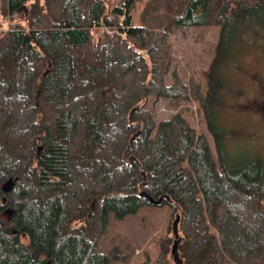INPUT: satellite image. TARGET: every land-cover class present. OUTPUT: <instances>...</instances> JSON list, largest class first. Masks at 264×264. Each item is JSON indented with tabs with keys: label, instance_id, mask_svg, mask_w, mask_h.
<instances>
[{
	"label": "trees",
	"instance_id": "obj_1",
	"mask_svg": "<svg viewBox=\"0 0 264 264\" xmlns=\"http://www.w3.org/2000/svg\"><path fill=\"white\" fill-rule=\"evenodd\" d=\"M138 5L0 0V264L116 262L102 239L110 219L150 204L142 193L169 198L184 264H264V168L230 169L213 90L167 80L174 28L219 26L218 52L228 50L264 25V0H150L141 13ZM20 12L25 24L13 21ZM191 100L212 136L181 112L158 122L157 103ZM171 240L155 264H170Z\"/></svg>",
	"mask_w": 264,
	"mask_h": 264
},
{
	"label": "rangeland",
	"instance_id": "obj_2",
	"mask_svg": "<svg viewBox=\"0 0 264 264\" xmlns=\"http://www.w3.org/2000/svg\"><path fill=\"white\" fill-rule=\"evenodd\" d=\"M149 1L139 0L140 13ZM22 13L15 15L13 21L25 24ZM139 16L137 14V24ZM221 30L219 26L174 28L170 41L172 64L167 80L173 82L175 74L189 85L192 81L196 86L201 84L205 96L208 89L213 90L210 101L213 125L221 135L219 141L230 169H240L254 162H260L264 168V25L239 33L229 49L219 53ZM218 55L212 82H209L206 74ZM155 112L158 122L181 112L198 132L212 136L204 111L199 110L196 101H160ZM211 144L217 156L216 140L211 139ZM175 221L176 216L167 204L146 205L124 220L113 217L101 242L103 251L110 253L116 249L119 252L120 260L112 264H155L162 253V243L171 238L169 260L170 264H175L171 258L176 239ZM21 239L29 245L27 235Z\"/></svg>",
	"mask_w": 264,
	"mask_h": 264
},
{
	"label": "water",
	"instance_id": "obj_3",
	"mask_svg": "<svg viewBox=\"0 0 264 264\" xmlns=\"http://www.w3.org/2000/svg\"><path fill=\"white\" fill-rule=\"evenodd\" d=\"M41 95V92L39 91L38 94H37V99H39ZM136 109L132 110L131 114H130V122L132 123L133 122V113L135 112ZM42 151V147H40L38 149V153L40 154ZM15 184H16V180L14 179H10L8 180L4 185H3V191L5 193H10L14 187H15ZM141 196L145 197L149 203L153 206H163L164 205V200L165 199H169L168 197H161L159 199H155L153 198L152 196L148 195L147 193H142ZM178 223H179V218H177L176 222L174 223V229H175V235H176V239L174 241V244L172 246V249H171V258L174 260V263L175 264H184V261L183 259L181 258V255H180V250H179V247H180V244H181V239L179 237V233H178Z\"/></svg>",
	"mask_w": 264,
	"mask_h": 264
}]
</instances>
